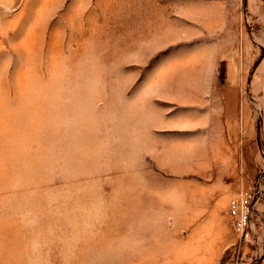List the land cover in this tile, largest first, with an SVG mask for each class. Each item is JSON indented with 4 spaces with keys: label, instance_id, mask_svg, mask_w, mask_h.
<instances>
[{
    "label": "rangeland",
    "instance_id": "1",
    "mask_svg": "<svg viewBox=\"0 0 264 264\" xmlns=\"http://www.w3.org/2000/svg\"><path fill=\"white\" fill-rule=\"evenodd\" d=\"M232 9L0 0V264H245L262 251L244 252L224 202H199L225 165L217 150L264 180V51L244 55Z\"/></svg>",
    "mask_w": 264,
    "mask_h": 264
},
{
    "label": "crops",
    "instance_id": "2",
    "mask_svg": "<svg viewBox=\"0 0 264 264\" xmlns=\"http://www.w3.org/2000/svg\"><path fill=\"white\" fill-rule=\"evenodd\" d=\"M233 9L230 15H233V22L231 28L234 31H239V37L237 38L241 45L244 47V55H249L252 53L253 47L259 51H264V0H232ZM261 64L264 65V53L262 57ZM234 123H230L233 126ZM236 139V138H234ZM212 159L217 161V159H224V166H216L211 169L210 176L212 178L209 180L207 188L202 189L198 187L199 202L212 200H219L224 202V206H227L230 199L234 198L242 189H252L257 185H263L264 180L259 182L258 171L255 174H251L245 168L236 165L235 159H237V153L235 151L224 153L217 150L212 155ZM217 164V163H216ZM258 181V182H257ZM264 186V185H263ZM207 197V198H206ZM203 205V204H201ZM212 211L210 212V216ZM228 217V222L230 223V218L228 211L226 212ZM231 226V223H230ZM264 214H259L255 220H253L248 228L246 234H244V244L242 248L246 253L245 242H251L256 245L259 240L262 244V251H254V256L249 259H245V264H256L260 262L264 264Z\"/></svg>",
    "mask_w": 264,
    "mask_h": 264
},
{
    "label": "built area",
    "instance_id": "3",
    "mask_svg": "<svg viewBox=\"0 0 264 264\" xmlns=\"http://www.w3.org/2000/svg\"><path fill=\"white\" fill-rule=\"evenodd\" d=\"M264 186L257 185L252 189H242L232 199L229 200L227 211L232 229L244 237L253 220L259 216L256 205L259 200H263ZM255 218V219H254ZM256 264H261L257 262Z\"/></svg>",
    "mask_w": 264,
    "mask_h": 264
},
{
    "label": "trees",
    "instance_id": "4",
    "mask_svg": "<svg viewBox=\"0 0 264 264\" xmlns=\"http://www.w3.org/2000/svg\"><path fill=\"white\" fill-rule=\"evenodd\" d=\"M263 199H264V196H263Z\"/></svg>",
    "mask_w": 264,
    "mask_h": 264
}]
</instances>
